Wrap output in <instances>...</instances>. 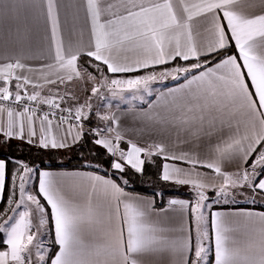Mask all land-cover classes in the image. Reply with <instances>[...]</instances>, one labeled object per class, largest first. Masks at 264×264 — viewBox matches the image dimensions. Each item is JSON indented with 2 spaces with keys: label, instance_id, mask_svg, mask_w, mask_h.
Segmentation results:
<instances>
[{
  "label": "snow or ice",
  "instance_id": "6c2138e0",
  "mask_svg": "<svg viewBox=\"0 0 264 264\" xmlns=\"http://www.w3.org/2000/svg\"><path fill=\"white\" fill-rule=\"evenodd\" d=\"M0 35V264H264V0H0Z\"/></svg>",
  "mask_w": 264,
  "mask_h": 264
},
{
  "label": "trees",
  "instance_id": "16d2710c",
  "mask_svg": "<svg viewBox=\"0 0 264 264\" xmlns=\"http://www.w3.org/2000/svg\"><path fill=\"white\" fill-rule=\"evenodd\" d=\"M15 145L16 141H13V151H15ZM91 145L85 141L83 146L79 148H73L71 151L65 150L63 152L57 153V152H48V153H42L36 151V149H32L31 152H29L28 148H24V153L21 158L23 159H29L30 157H38L34 162L40 166H48L50 165L51 168H80L82 164H84L86 161H91L93 163L99 161L101 159L100 156H94L92 155L91 151ZM17 155H20L19 152L16 153ZM81 157H84V159H81ZM41 160H43V164H41ZM103 167L105 170L108 167L107 162L104 163ZM89 171H94L95 169H87ZM99 174L104 175L106 174L105 171H101ZM130 184L133 185L129 190L131 191H138L141 193H147L150 194V189L154 186L162 187L165 189V199H167L169 196H178L180 198H188L187 196V190L182 188L179 189V191L176 190L175 185L171 184H165L164 182L158 181L157 178V169L154 165H148L145 168V173L143 177L135 176L132 177L130 180ZM6 198V194H5ZM159 200V198H157ZM2 206V205H0ZM158 206H163L159 205ZM239 206H245L250 207L251 205L241 203ZM256 208L262 209L261 204H256Z\"/></svg>",
  "mask_w": 264,
  "mask_h": 264
},
{
  "label": "crops",
  "instance_id": "0c3cea01",
  "mask_svg": "<svg viewBox=\"0 0 264 264\" xmlns=\"http://www.w3.org/2000/svg\"><path fill=\"white\" fill-rule=\"evenodd\" d=\"M3 44V38H2V35H0V46H2ZM39 47V46H38ZM168 86H171V85H168ZM113 107H115V104H113ZM57 170L59 169H66V170H72V169H68V168H56ZM74 169V168H73ZM81 170H86V169H81ZM86 171H89V170H86ZM101 175V174H100ZM187 199V198H185ZM240 207H245V206H240ZM257 210H264V209H259V208H256Z\"/></svg>",
  "mask_w": 264,
  "mask_h": 264
},
{
  "label": "rangeland",
  "instance_id": "374dc122",
  "mask_svg": "<svg viewBox=\"0 0 264 264\" xmlns=\"http://www.w3.org/2000/svg\"><path fill=\"white\" fill-rule=\"evenodd\" d=\"M186 190H187V189H186ZM188 198H189V197H188ZM240 204H241V203H240ZM257 204H262V202L258 200V201H257Z\"/></svg>",
  "mask_w": 264,
  "mask_h": 264
}]
</instances>
